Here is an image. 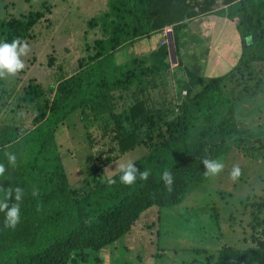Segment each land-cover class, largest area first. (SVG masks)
Returning a JSON list of instances; mask_svg holds the SVG:
<instances>
[{"label":"trees","instance_id":"16d2710c","mask_svg":"<svg viewBox=\"0 0 264 264\" xmlns=\"http://www.w3.org/2000/svg\"><path fill=\"white\" fill-rule=\"evenodd\" d=\"M219 2L226 9L218 13L236 22L242 56L231 72L212 79L196 93L194 86L203 82L189 72L184 90L188 94L172 108L173 119L166 120L161 109L156 112L141 97L156 86L158 76L171 69L169 48L162 46L149 65L121 60L117 54L172 25L178 57L182 30ZM51 9L49 0H43L36 10L0 19V42L31 39L34 27ZM87 26L100 29L102 36L85 44V55L73 75L49 90L34 80L26 86L21 101L35 105L33 128L21 133L13 125L0 127V164L6 169L0 176V201L9 188L24 190L20 222L14 229L5 227V213L0 211V264L86 260L90 252H100L130 233L146 210L182 203L193 182L205 174L202 161L214 160L224 141H232L239 152L251 157L264 153V140L245 144L236 118L237 104L247 95L260 93L264 83V14L255 17L250 0H108V10L91 18ZM252 67H259V75L263 74L256 87L251 84L256 78ZM235 82L240 91L232 86ZM122 93L131 94L136 102L119 111ZM76 111L84 122L103 123L106 135H113L117 143L104 159L97 160L81 190L70 184L57 141L59 128ZM128 141H132L130 148ZM139 145L148 146L149 152L134 163L140 171H149L148 179L138 177L125 185L117 172L110 177L115 183H107L105 167ZM6 152L16 155L14 167ZM165 170L173 177L170 188L161 179ZM34 189L39 190L38 196L32 195ZM8 203H15L14 196ZM253 209L254 245L223 246L213 264H264V219L260 218L264 201L253 204Z\"/></svg>","mask_w":264,"mask_h":264},{"label":"rangeland","instance_id":"374dc122","mask_svg":"<svg viewBox=\"0 0 264 264\" xmlns=\"http://www.w3.org/2000/svg\"><path fill=\"white\" fill-rule=\"evenodd\" d=\"M42 1L0 0V19H10L29 10H36L41 7ZM54 1L49 0L51 5ZM250 2L255 17L258 18L264 14V0H250ZM99 3V10L103 11L107 1L101 0ZM59 5L56 6L59 11L57 15L61 17L65 15L66 9L63 5L61 7ZM78 15L84 17L86 21L96 17L95 15L87 17L86 13ZM68 20L72 21L71 15ZM84 23L79 20V28H77L76 20L74 22L76 26H74V32L80 34V39L79 46L72 48L70 46L56 47L57 41L52 37L54 29L51 19L42 21L41 26L36 27L35 37L25 41L30 51L28 55L21 56L25 64L24 69L15 76L0 78V127L5 124L13 125L21 133L33 128L36 109L34 104L21 101L24 90L31 80L49 90L59 80L75 71L78 66L77 57L81 54L85 55V44L93 43L94 39L102 36L100 29H96L91 31L90 39L89 37L85 40L81 39ZM42 33H44L43 36L45 33H50L46 43L38 39ZM155 38L159 39L160 35L144 39L146 43H153ZM50 40L51 43L54 41V45H50L51 43L47 45ZM134 47L135 44L127 47L126 52L132 54L136 51ZM173 60L176 61L175 54H173ZM172 68L171 66L167 74L158 76L156 86L150 88L146 96L141 97L156 112L161 109L166 120L173 119L175 113L172 112V108L176 102L183 100L182 92L187 90L186 83L184 84L178 78L176 67L173 68L175 71H172ZM252 68L251 72L256 73V78L251 81V84L256 87V84H261L258 82V76L263 74L259 75V67ZM238 82L232 86L240 91L242 88ZM228 84L231 86L230 82ZM258 89L260 93L255 96H245L236 106L240 135L244 138L246 145H253L259 139L264 140V83ZM47 96L51 97L50 91ZM135 102L134 96L122 93L118 101V110L128 109ZM134 111L135 113L139 111V105H136ZM80 115V111L73 113L57 132V141L70 184L77 190L86 186V181L98 165L97 160L104 159L106 151L113 145H117L112 139L113 135H106L103 123L94 120L84 122ZM131 144L132 141L126 143L129 148ZM148 152V146L139 145L123 153L105 167L103 178H109L119 172L116 168L119 163H127L129 160L135 162ZM214 160L222 162L225 166L218 175L203 174L190 186L182 203L159 208L156 214L158 218L150 221L143 230L150 248L162 252L165 260L169 259L170 255L179 253L194 255L202 261L209 254L217 253L223 246L239 248L254 245L252 242L254 221L251 213L254 210L253 204L264 201V153L257 157L245 155L236 149L232 141L226 140L217 149ZM234 165L240 168V175L235 180L230 178ZM145 214L149 217L150 213ZM260 218L264 219V210ZM133 249L129 248L130 256H128L131 259L136 255ZM136 253L139 256L146 255V247L138 248ZM101 254L99 253L98 256L101 257ZM148 255L151 256V254Z\"/></svg>","mask_w":264,"mask_h":264},{"label":"crops","instance_id":"0c3cea01","mask_svg":"<svg viewBox=\"0 0 264 264\" xmlns=\"http://www.w3.org/2000/svg\"><path fill=\"white\" fill-rule=\"evenodd\" d=\"M100 1L101 0H69L65 2L64 0H55L54 4H52L53 8L50 13L41 19L34 27L33 37L31 39L35 37L36 27L41 26L40 23L42 21L51 19L54 29L52 37L57 41L56 47L70 46L72 48L79 46L80 34L74 32L76 27L74 22L76 20L77 28H79V20L85 22L81 31V39L85 40L88 37L90 39L92 30L87 28L86 22L92 17L86 21L84 17H80L78 14L86 13L87 17L88 15H101L108 10V0H106L107 6L103 11L99 10ZM58 4H60V7L63 5L66 9L65 15L61 17L57 15L59 13L58 8H56ZM223 9H226V6L219 2L211 12L195 17L190 24L182 30L179 37L180 54L178 57L175 55V62L169 44L164 45L169 48V61H172L171 64L173 68L176 67L178 78H180L184 84L190 82L189 72L202 80V84L194 86L195 93L200 91L203 86L212 79L220 78L231 72L242 56V41L239 38L237 25L235 21L229 20L226 15L223 16L218 13V11ZM69 15L72 16L71 22L68 20ZM54 19H56V22H54ZM43 34L44 33L38 36V39L46 43L47 36H49L50 33H45V36H43ZM158 34L160 38H155L153 43H146L145 39L139 40L134 43L136 51L132 52V54H128L126 48L117 54V58L121 60L130 58L129 60L131 61H144L146 65H149L151 56L162 47V42L165 40L162 32L155 33L151 37H156ZM51 42L50 40L47 45ZM50 45H54V41ZM83 56L84 55L81 54L77 57V63ZM65 57L63 59H65ZM77 68L78 66L75 71ZM75 71L66 77H70ZM172 71L175 70L173 69ZM158 209V207H152L146 210L131 232L112 244V246L109 245L111 246L110 248L108 246L100 252H90L86 260H78V262L74 264H213L217 260L220 249H218L217 253L215 252L214 254L213 252V254H209L207 258H203L202 261H200L194 255H181L179 253H174L170 255L169 259L165 260L162 252H159L158 249L153 250V248H150L151 246H149V242L146 241V234L143 233V230L149 225L150 221L158 218L156 215L159 211ZM146 212L150 213L149 217L147 216L148 214H145ZM136 244L138 245L136 246ZM131 247L134 248V254H136H133L134 256H132V259L129 257V248ZM143 247H146L147 254L143 256L137 255L136 250ZM239 248L243 249L248 247ZM99 253H102L101 257L98 256ZM148 254H151V256Z\"/></svg>","mask_w":264,"mask_h":264},{"label":"clouds","instance_id":"9594fccd","mask_svg":"<svg viewBox=\"0 0 264 264\" xmlns=\"http://www.w3.org/2000/svg\"><path fill=\"white\" fill-rule=\"evenodd\" d=\"M30 51L27 42L22 41L20 38H14L11 43L0 42V78H7L9 76H15L18 72L22 71L25 67L24 62L21 60V56L28 55ZM8 162L11 166L16 165L17 157L15 154L6 152ZM206 171V176L218 175L223 169L224 164L218 160L204 159L202 161ZM116 168L121 173L120 181L125 185L133 184L137 178L140 180H147L150 173L149 171H140L134 162L129 160L127 163H119ZM6 169L3 164H0V176L5 173ZM240 175V168L238 165H234L231 172L230 178L235 180ZM161 179L165 182V185L170 188L173 183L172 174L165 170L162 174ZM107 183L113 184L115 180L112 178L107 179ZM24 195V190L20 187L15 189L9 188L6 193V198L0 201V211L5 213L4 225L6 228H15L20 222V204ZM32 195L38 196L39 190L34 189ZM14 196L15 203L9 205L8 201Z\"/></svg>","mask_w":264,"mask_h":264},{"label":"built area","instance_id":"2783aa9c","mask_svg":"<svg viewBox=\"0 0 264 264\" xmlns=\"http://www.w3.org/2000/svg\"><path fill=\"white\" fill-rule=\"evenodd\" d=\"M236 23V22H235ZM163 36L165 37V40L162 42V46L169 44V39L171 36H174V27L172 25L166 26L162 30ZM187 91H183L182 96H187Z\"/></svg>","mask_w":264,"mask_h":264},{"label":"water","instance_id":"95a60500","mask_svg":"<svg viewBox=\"0 0 264 264\" xmlns=\"http://www.w3.org/2000/svg\"><path fill=\"white\" fill-rule=\"evenodd\" d=\"M169 46L172 54H175V40L174 36H171L169 39Z\"/></svg>","mask_w":264,"mask_h":264}]
</instances>
